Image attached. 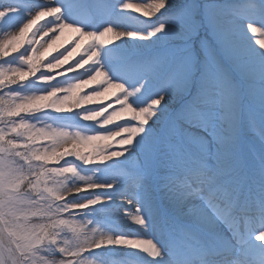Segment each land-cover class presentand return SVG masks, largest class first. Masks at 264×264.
<instances>
[{
	"label": "clouds",
	"instance_id": "9594fccd",
	"mask_svg": "<svg viewBox=\"0 0 264 264\" xmlns=\"http://www.w3.org/2000/svg\"><path fill=\"white\" fill-rule=\"evenodd\" d=\"M167 5L113 0L101 16L44 0L0 31V89H7L0 93V264H132L114 259L115 249L100 251L105 245L140 249L146 256L135 264H172L165 242L150 239L151 250L142 249L137 237L114 232L82 211L104 200L109 206L94 212L119 214L117 200L137 198V186L121 172L134 157L133 132L140 131L135 114L152 103L138 101L154 87L160 89L155 99L162 101L166 92L157 59L163 53L141 55L142 46L129 38L165 42ZM106 32L111 38H103ZM95 188L116 191L77 198ZM125 215L150 228L146 219L127 210ZM72 223L79 228L63 227ZM248 239L260 241L264 257L262 227L238 237L241 247L232 245L223 259L202 264H254Z\"/></svg>",
	"mask_w": 264,
	"mask_h": 264
},
{
	"label": "rangeland",
	"instance_id": "374dc122",
	"mask_svg": "<svg viewBox=\"0 0 264 264\" xmlns=\"http://www.w3.org/2000/svg\"><path fill=\"white\" fill-rule=\"evenodd\" d=\"M43 2L44 0H24L23 2L19 0H0V31L23 20L34 7ZM16 3L20 4V6ZM169 8L168 5L163 11ZM129 12L134 17H139L140 19L145 18L141 13H136L131 10H129ZM186 15H189V19H185ZM201 15L202 6L198 0H188L175 16L176 25H168L169 35L167 40H169L170 37L176 36L183 39L189 35L195 34L196 30L200 31L201 28H199L200 24L197 23V16ZM177 19H179V21H177ZM201 30L206 36L209 35L208 30ZM103 38H111V33L106 32ZM167 40L161 43L162 45L164 44L166 48L150 49L152 53L162 52L164 54V56L157 59L164 67L165 78L163 87L166 94L162 101L155 99V97L159 95L160 89L154 87L146 93L144 98L138 101V103H146L147 100H151L152 103L147 106L143 112L135 114L136 119L133 123L136 124L137 129L140 131L139 135H137L135 131L133 132V135L136 137V144L134 148V157L130 159V161L134 163L137 162L139 168L146 166V164H148L149 167V164L153 162L156 171H159L160 168L164 170L170 168V166H168L170 163L171 165L174 163V166L180 168L184 163H190L191 159L197 161L199 159L198 156L194 155L192 152L201 151L205 155L207 162L211 165L209 170H211L213 174H211L210 177L214 178V173H220L230 184L238 180V176L234 174V169L241 164L239 157L235 158V153L240 151L241 155L243 154L242 152H244L254 157V169H256V173H261L262 168L259 159L261 156H264L263 147L251 138L253 133L250 132L256 131L259 136L264 137V114H259L256 109L259 101L264 100V95L261 96L259 85L257 83L248 82L246 78L236 73V71L238 72L236 68H234L236 71L234 69L229 71L234 72L237 77H239L240 82L237 81L233 83V81H229L227 78L229 72L225 70L223 73L222 70L224 69L217 67V64L213 61L217 58L216 52H220V50L214 45L215 43L206 41L210 46L204 47L201 52H203V56L207 54L208 57H212V65H208L207 63V66L208 68L213 67L214 69L211 70V75L206 78L200 77L202 80L198 78V80L201 81L199 85L202 87H198L197 85L190 90L188 89L186 93L187 88H185V84H190L192 81V76H188L185 71L186 67L188 68L187 64H189V62L192 64L191 55L190 53H186L185 55L182 54L181 56L177 55L174 48L177 46L176 42H167ZM154 41L156 42L155 37L149 39H144L139 36L129 38V43L142 46L139 52L141 55L145 56L148 50L145 52L143 51L150 48V45H152ZM226 60L230 62L229 57H226ZM191 69L192 67L189 70L190 73ZM169 70L170 75L167 74ZM4 91L6 90L0 89V93ZM246 103L247 106L245 107ZM244 107L245 112L242 117L239 109ZM53 114L61 117H71L73 115V113ZM127 114L132 115L130 112ZM239 120H241V122L238 124L237 122ZM142 122H147L149 125L145 130L141 126ZM240 128H242L243 132L242 134L239 133V138H236L235 130L237 129L238 131ZM154 129H157V131L163 133V135H167L164 147L170 159L164 161L159 158L158 155L155 156V153H152V151L148 154L141 151L140 144L142 146V139L148 136V132ZM186 141L192 143L189 147L192 148V152L188 147H185ZM161 149L164 150L163 147H161ZM180 149L186 153L184 158L179 157ZM188 153H191L192 157H189ZM142 157L146 160L143 161ZM154 159H156V162L153 161ZM149 160L150 163L148 162ZM131 162L128 161L121 174L126 169L131 168L129 165ZM135 174L137 179L139 176L137 173ZM155 177H161V180L158 181L159 185L162 182V174L158 173ZM259 191L262 196H264V187L259 188ZM171 193L177 196L180 195L178 191H171ZM156 194L158 193L156 192ZM93 195H97L96 192L89 189L81 193V196L77 198ZM198 199H200L199 196L193 194L186 203L189 205L191 200L197 201ZM201 200H204V198ZM94 207H96L95 204L89 205L82 211L89 215L88 211H91ZM186 210V214L189 215H187L188 217L196 218V213L193 210ZM127 211L136 214V219H143L142 210L139 208H131ZM124 218L129 219L126 215ZM4 219V216H0L1 221ZM132 221L133 223L128 222L126 224L127 227L131 228L133 224H135L134 228L138 230L141 226L136 223V220L133 219ZM63 227L75 229L79 228V225L72 223L70 225L65 224ZM124 249L131 250L132 248H128L126 245Z\"/></svg>",
	"mask_w": 264,
	"mask_h": 264
},
{
	"label": "bare ground",
	"instance_id": "6f19581e",
	"mask_svg": "<svg viewBox=\"0 0 264 264\" xmlns=\"http://www.w3.org/2000/svg\"><path fill=\"white\" fill-rule=\"evenodd\" d=\"M199 2L204 8L201 21L210 33L208 40L214 42L218 47L221 58H230L231 63L227 60L225 61L227 65L236 68L238 73L246 78L248 82L257 83L261 96L264 95V0H199ZM179 3L183 2L181 0H168L169 7H175ZM257 110L264 113V100L259 101ZM130 180L128 179L127 181L129 182ZM173 180L175 181L174 184H164L168 190L170 186L177 185L178 179L176 177H170V181ZM212 182L207 180V184L205 185L211 187L213 190L218 189V191H224L227 185L221 177L219 183ZM91 190H94L101 197L112 196L116 191L115 188H95ZM188 194L186 191L182 192L179 196L161 193L162 197L159 205L162 206L164 215L179 226L190 219L188 217L189 215L186 214V209L189 208L186 201L190 200ZM191 203L196 204L192 200ZM116 204L119 209L124 211L131 209L130 203L126 202V200H117ZM95 206L89 214L91 220L94 222L100 221L102 225H108L114 232L120 234L129 236L136 234V232L121 228L112 220L117 214L108 211L94 212V209H106L109 206L107 202L101 200ZM207 206L208 209L203 208L196 214L197 225L191 230L194 234L202 236L201 246L203 249H207L208 242L220 245L223 238H225V248L230 250L232 245H235L237 248L241 247V245H236L232 241L233 237L230 235L232 231L229 230L226 234H220L218 230L219 222L215 218L218 213L217 206L209 202ZM95 213L98 214L95 215ZM123 217L122 215L117 216L120 220H123ZM254 233H256L255 229H251L243 235L237 234V237L247 238L250 234ZM148 241L149 239L144 234L139 235L137 239L142 249L147 248L151 250V245ZM259 244L260 241L258 240L248 239L247 242L248 255L254 261V264H262V261H264ZM125 246L105 245L100 251L109 248L115 249L116 255L113 258L121 259L125 258ZM131 251L135 261L143 260L146 256L140 249H131ZM167 252L173 262L176 258L174 253L169 252L168 249ZM85 255H88V253L85 252Z\"/></svg>",
	"mask_w": 264,
	"mask_h": 264
}]
</instances>
